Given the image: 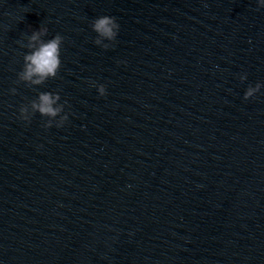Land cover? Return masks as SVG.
<instances>
[{"label": "water", "instance_id": "95a60500", "mask_svg": "<svg viewBox=\"0 0 264 264\" xmlns=\"http://www.w3.org/2000/svg\"><path fill=\"white\" fill-rule=\"evenodd\" d=\"M106 0H0V264H114L105 48L91 22ZM47 25L64 36L62 66L41 85L16 83L28 36ZM15 87L16 93L11 89ZM59 92L69 121L43 127L19 108Z\"/></svg>", "mask_w": 264, "mask_h": 264}, {"label": "clouds", "instance_id": "9594fccd", "mask_svg": "<svg viewBox=\"0 0 264 264\" xmlns=\"http://www.w3.org/2000/svg\"><path fill=\"white\" fill-rule=\"evenodd\" d=\"M257 7L264 8V0H257ZM91 28L96 33L95 44L109 48L114 46L120 25L114 16L100 15L91 22ZM49 29L47 25H40L33 28L28 36L27 51L23 55V66L17 74L16 83L24 82L27 85L35 86L45 83L50 78H55L62 66V46L64 36L56 33L51 38L45 39ZM239 79L243 82L247 80V73H241ZM103 96L106 94V85L91 82ZM264 88V83L257 82L254 86L249 85L244 92V99L254 97ZM17 89L13 87L12 93ZM67 100L61 102L59 92L40 91L36 98L30 100L27 104H22L19 108V119L31 122L34 114L39 113L48 119L43 127L49 128L55 124L56 127H62L69 121L70 111L65 110Z\"/></svg>", "mask_w": 264, "mask_h": 264}]
</instances>
